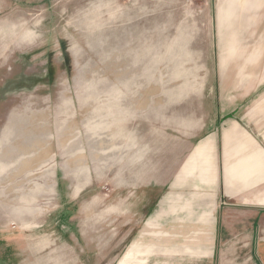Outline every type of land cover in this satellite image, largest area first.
Here are the masks:
<instances>
[{"label": "rangeland", "instance_id": "rangeland-1", "mask_svg": "<svg viewBox=\"0 0 264 264\" xmlns=\"http://www.w3.org/2000/svg\"><path fill=\"white\" fill-rule=\"evenodd\" d=\"M249 5L0 0V264H119L133 244L130 264L207 259L199 191L122 186V119H241L264 141V0Z\"/></svg>", "mask_w": 264, "mask_h": 264}, {"label": "crops", "instance_id": "crops-1", "mask_svg": "<svg viewBox=\"0 0 264 264\" xmlns=\"http://www.w3.org/2000/svg\"><path fill=\"white\" fill-rule=\"evenodd\" d=\"M249 3L248 14H256L258 0ZM231 12L230 7H219L220 32L233 24L229 20ZM232 37H226L228 42ZM164 120L166 127L162 119H122V186H148L157 193L168 187L170 198L173 193L194 197L199 191L197 202L208 211L203 217L212 221V226L206 223L211 228L203 229L207 239L202 245L210 247L211 239L213 245L207 259L194 264H264V141L241 119H186L180 133L171 129L172 125L177 128L176 119ZM212 124L214 127L209 129ZM217 124L221 125L215 127ZM209 159L213 172L210 181L193 184L192 178L205 180L199 175L198 165ZM133 215L131 219L137 220L139 209ZM220 220L219 229L216 223ZM135 250L133 244L119 264H130ZM36 264H60V257L47 256Z\"/></svg>", "mask_w": 264, "mask_h": 264}]
</instances>
